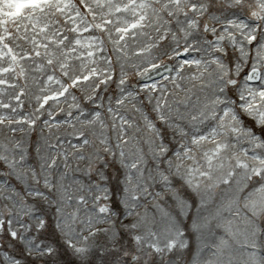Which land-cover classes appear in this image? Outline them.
I'll return each mask as SVG.
<instances>
[{
  "label": "snow or ice",
  "instance_id": "obj_1",
  "mask_svg": "<svg viewBox=\"0 0 264 264\" xmlns=\"http://www.w3.org/2000/svg\"><path fill=\"white\" fill-rule=\"evenodd\" d=\"M0 264H264V0H0Z\"/></svg>",
  "mask_w": 264,
  "mask_h": 264
},
{
  "label": "trees",
  "instance_id": "obj_2",
  "mask_svg": "<svg viewBox=\"0 0 264 264\" xmlns=\"http://www.w3.org/2000/svg\"><path fill=\"white\" fill-rule=\"evenodd\" d=\"M34 103V101H33ZM30 108V105L28 103V101H25V111H27ZM17 136H21L23 135L22 133H17ZM37 136V133H32V138L35 139V137Z\"/></svg>",
  "mask_w": 264,
  "mask_h": 264
},
{
  "label": "water",
  "instance_id": "obj_3",
  "mask_svg": "<svg viewBox=\"0 0 264 264\" xmlns=\"http://www.w3.org/2000/svg\"><path fill=\"white\" fill-rule=\"evenodd\" d=\"M159 76H157V78H158Z\"/></svg>",
  "mask_w": 264,
  "mask_h": 264
}]
</instances>
